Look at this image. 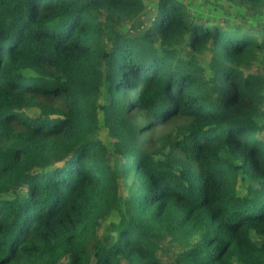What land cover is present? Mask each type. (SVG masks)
<instances>
[{
	"label": "trees",
	"instance_id": "trees-1",
	"mask_svg": "<svg viewBox=\"0 0 264 264\" xmlns=\"http://www.w3.org/2000/svg\"><path fill=\"white\" fill-rule=\"evenodd\" d=\"M161 243L264 264V21L0 0V264H166Z\"/></svg>",
	"mask_w": 264,
	"mask_h": 264
},
{
	"label": "rangeland",
	"instance_id": "rangeland-1",
	"mask_svg": "<svg viewBox=\"0 0 264 264\" xmlns=\"http://www.w3.org/2000/svg\"><path fill=\"white\" fill-rule=\"evenodd\" d=\"M190 11L203 22L221 21L222 23L237 21L240 23H251L260 25L264 21V15L249 13L248 11L232 7L228 0H184ZM150 3V10L153 9ZM148 22L144 19L142 22L126 24L124 28L127 31L134 32L135 27L141 25V29L147 26ZM33 112V111H31ZM105 231V227L101 232ZM160 257L166 264H175V248L169 243H161L158 250Z\"/></svg>",
	"mask_w": 264,
	"mask_h": 264
}]
</instances>
